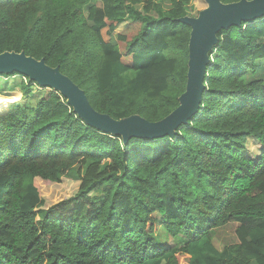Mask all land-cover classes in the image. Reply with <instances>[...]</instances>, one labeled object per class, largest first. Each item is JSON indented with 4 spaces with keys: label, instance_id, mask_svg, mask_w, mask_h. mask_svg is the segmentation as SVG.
<instances>
[{
    "label": "trees",
    "instance_id": "1",
    "mask_svg": "<svg viewBox=\"0 0 264 264\" xmlns=\"http://www.w3.org/2000/svg\"><path fill=\"white\" fill-rule=\"evenodd\" d=\"M92 1L0 0V53L58 67L115 120L161 121L186 87L178 19L198 15L193 0ZM217 38L198 110L172 136L124 144L48 88L34 109L0 107V264H264V74L248 77L264 61V16ZM63 178L77 189L49 203L43 190ZM223 228L236 241L219 251ZM159 229L184 242L163 246Z\"/></svg>",
    "mask_w": 264,
    "mask_h": 264
},
{
    "label": "water",
    "instance_id": "2",
    "mask_svg": "<svg viewBox=\"0 0 264 264\" xmlns=\"http://www.w3.org/2000/svg\"><path fill=\"white\" fill-rule=\"evenodd\" d=\"M206 7L196 17L185 16L179 22L190 27L186 87L178 98L179 105L161 121L152 123L139 115L115 120L97 112L90 105L85 92L58 67L46 65L44 59L36 60L24 52L0 53V75L18 73L48 88L66 99L73 112L89 127L102 133L119 136L124 144L130 138H156L162 134L174 135L175 129L187 123L197 112L205 90L204 77L210 62L209 52L218 43L217 34L231 26L264 16V0H240L224 4L220 0H204Z\"/></svg>",
    "mask_w": 264,
    "mask_h": 264
},
{
    "label": "rangeland",
    "instance_id": "3",
    "mask_svg": "<svg viewBox=\"0 0 264 264\" xmlns=\"http://www.w3.org/2000/svg\"><path fill=\"white\" fill-rule=\"evenodd\" d=\"M161 5L163 8H168L169 5L166 4V2H161ZM92 4H94V0L92 1ZM192 12L193 14L200 12L202 9L206 7V4L203 0H193L192 2ZM126 25V22L119 25L117 31H120L123 29V27ZM264 74V61L257 64L256 71L249 73L248 77L250 79H256L262 77ZM27 79L24 78V76L21 75H14L9 77H0V95L5 97H10L12 93L15 95V100L11 102L10 104L16 102L22 107H27L29 109H34L38 99L45 93V88L38 87L36 84L32 86V89L29 93L24 94L21 90V84L26 82ZM29 81V80H28ZM16 92V93H15ZM7 95V96H6ZM248 148L252 151L250 153L244 152L245 155L250 156L251 158L255 159L254 155H256L257 151L259 153L260 151V145L255 142L253 139H251V142L247 144ZM255 149H257L255 151ZM78 187V181L76 180H69L66 178H63L60 184L52 185L48 190L44 189V195L47 198L49 203H55L58 202L70 194H72ZM232 229V228H231ZM230 228H223L216 231V233L213 234L212 237V245L217 250H222L225 246L230 245L236 241L233 229ZM157 241L161 243L163 246L166 247H173L175 245H180L184 242V239L182 237H179L177 239L170 238L163 229H159ZM183 258V259H182ZM182 263L186 262L185 257L183 256Z\"/></svg>",
    "mask_w": 264,
    "mask_h": 264
},
{
    "label": "bare ground",
    "instance_id": "4",
    "mask_svg": "<svg viewBox=\"0 0 264 264\" xmlns=\"http://www.w3.org/2000/svg\"><path fill=\"white\" fill-rule=\"evenodd\" d=\"M7 96V95H6ZM15 100V95L12 93L10 97H5L4 95H0V107L8 106L11 102Z\"/></svg>",
    "mask_w": 264,
    "mask_h": 264
}]
</instances>
